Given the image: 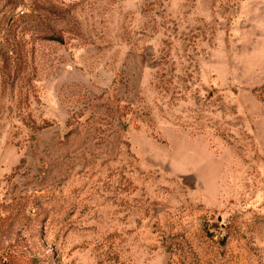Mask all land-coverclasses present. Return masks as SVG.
Here are the masks:
<instances>
[{
	"label": "rangeland",
	"instance_id": "rangeland-1",
	"mask_svg": "<svg viewBox=\"0 0 264 264\" xmlns=\"http://www.w3.org/2000/svg\"><path fill=\"white\" fill-rule=\"evenodd\" d=\"M0 264H264V0H0Z\"/></svg>",
	"mask_w": 264,
	"mask_h": 264
}]
</instances>
